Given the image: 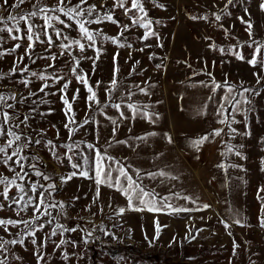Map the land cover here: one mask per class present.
<instances>
[{"label":"rangeland","instance_id":"obj_1","mask_svg":"<svg viewBox=\"0 0 264 264\" xmlns=\"http://www.w3.org/2000/svg\"><path fill=\"white\" fill-rule=\"evenodd\" d=\"M139 2L147 12L145 20L152 21L150 27L155 36L144 39L146 29L133 25L132 20L143 13L136 9L126 11L131 9L132 0H125L124 7L119 6L118 0H88L82 7L96 5L94 16L111 13L128 29L121 34V27L107 20L86 25L101 35L94 46L81 52L77 45L60 47L61 43H69L63 40L64 35L80 39L85 45L88 41L81 38L73 21L52 11L60 6L58 0H25L19 7H12L16 0H8L7 4L0 0V19L6 21L0 23V28L5 29L0 32V52L9 53L20 44L15 52L0 57V95L13 106L0 107V113L7 111L19 120L30 117L27 125L20 123L18 128L14 124L3 125L5 132L21 135L17 143L28 146L20 155L29 157L23 161L21 172L12 161L6 166L4 154L0 153V177L15 180L8 185V199L0 195V219L28 222L27 227L19 223L6 226L7 230L0 226V242L21 238L24 241L5 244L6 251L0 250V260L5 264H38L37 252L44 256L39 264H264L262 203L257 198L264 197V191H260L264 189V11L260 8L264 0H233L231 4L228 0ZM78 3L80 0H71L70 4L65 0L68 7ZM41 8L45 11L40 12ZM34 11L37 15L27 21L7 20L9 15L27 16ZM45 15L52 28L47 27ZM57 16L72 27L58 23L54 19ZM241 18L252 24L251 36ZM28 24L34 25V32L41 37L40 41L34 39L32 59L25 54ZM8 28L20 29L12 35L25 39L13 40ZM54 30L61 31L62 36L57 38ZM48 36L52 37L51 45L47 43ZM104 36L119 38L113 43ZM257 47L259 53L254 51ZM96 49H100L98 59ZM238 55L244 58H237ZM254 57L258 61L255 66L248 62ZM76 59L78 72L87 77L99 104L87 100L90 93L71 71ZM25 67L28 71L22 72ZM115 67L119 69L117 87L109 93ZM32 72L37 76H32ZM41 75L46 79L41 80ZM24 80L29 81L27 86ZM66 82L65 93L61 89ZM44 84L49 87L40 91ZM76 90L79 93L73 100ZM64 96L72 104L68 116L73 117L75 124H69L65 115ZM225 97L240 111L233 113ZM117 103L120 110L113 106ZM130 103L141 110L148 105L150 119L139 113L131 118L134 114L127 107ZM221 104L228 109L224 115L237 121L231 127L240 134L232 133L219 122L224 118L217 114ZM121 112L129 118H121ZM69 128L76 130L70 133ZM221 129L220 136L212 135ZM245 132L249 134L244 135ZM204 136L208 139L203 144L193 143ZM8 139L11 137H0V146ZM36 140L40 143L36 144ZM48 141L56 147L49 146ZM88 144L94 148L89 149ZM68 145H72L71 150ZM240 145L243 147L237 148ZM229 146H233L232 151ZM14 147L15 144L7 149L8 154ZM97 150L106 157L105 169L111 170L113 183L119 175L117 170L123 166L137 184L153 194L158 207L169 204L189 210H130L126 195L106 183H101L97 196L95 172L89 171V178H85L72 168L73 163L81 166L80 171L94 168ZM237 150L242 156L236 154ZM31 164H35V169ZM36 170L51 179L37 177ZM73 172L77 175L63 182L62 178ZM17 173L23 180L17 178ZM120 179L127 187V181ZM32 183L37 184L39 191L43 190L40 185H55L45 192L48 214H34L32 206L21 211L23 202L19 208L16 204L8 207L13 199L19 200L17 185L23 184L28 190ZM3 191L4 185L0 184V193ZM39 191L29 190L25 199L33 197V204L38 203ZM121 208L125 209L122 214ZM32 231L35 236L29 234ZM233 241L238 245L235 249Z\"/></svg>","mask_w":264,"mask_h":264},{"label":"snow or ice","instance_id":"obj_2","mask_svg":"<svg viewBox=\"0 0 264 264\" xmlns=\"http://www.w3.org/2000/svg\"><path fill=\"white\" fill-rule=\"evenodd\" d=\"M3 2L5 4H7L8 0H3ZM24 2H25V0H16V3L13 4L12 7H19ZM58 2H59L60 6L55 8V9H52V11L59 12L62 15H64L65 17H67V19L69 21H73L75 23L79 33L81 34V38L86 39L88 41V44L85 45V44L80 42V39H71L69 36L64 35L62 37L63 40H67V41H69V43L67 45L61 43L60 47H62V48L72 47V45H77L79 47V50L81 52H83L86 47L94 46L96 44V39H97V37H99L101 35V32L100 31H95V32L90 31L89 28L86 27V25H91L93 23L100 24V23H103L105 20H107V21H110L111 23L118 24V26L121 27V30H122L121 34H122L123 31H126L128 29V25H120L117 20L113 19V16L111 15V13H106L104 16H100L98 14L94 16L93 14L96 12V5L90 4V5H88L87 8L82 7V5L88 4V0H80V3H78L76 5H73L71 7H68L65 4V0H58ZM232 2H233V0H228L229 4H231ZM68 3L70 4L71 0H68ZM118 4H119L120 7H124L125 0H118ZM260 8H261L262 11H264V3L260 4ZM132 9H136L138 12L143 13V15L141 17H139L138 19H133L132 20L133 25H137L138 24L140 27H143V28L146 29L145 35H144L143 38L144 39H148L149 36H155L156 33L151 31V27H150L151 24H152V21L151 20H145V17H147V12L145 11L143 5L139 2V0H132L131 9H127L126 11H131ZM39 11L40 12H44L45 9L41 8ZM245 11H247V9ZM36 15H37V12H35V11L27 14V16L19 15L17 17V16L9 15L7 17V20H17V22L19 20L27 21L28 17H34ZM89 17H91V19H89ZM44 18H45L47 27L48 28H52V24L49 22V17L47 15H45ZM54 19L58 23L62 24L65 28H71L72 27L71 24L66 23L64 20H61L59 18V16L54 17ZM216 19L219 20L220 16L217 15ZM5 22H6L5 20L0 19V23H5ZM241 22L247 24V28H248V31H249V36H251L252 35V33H251L252 24L250 22H248V21H244L242 18H241ZM34 27L35 26L32 25V24H28V26H27L26 39H27V41L29 43L27 45V48L25 49V54L29 55V59H32L30 53L32 52V49H33L34 39L36 41H40L41 40L40 35H38V34H36L34 32ZM4 30L5 29L0 28V32H2ZM14 30L16 32L20 31V29H18V28L17 29H13V28H8L7 29L9 35L11 36V38L13 40L25 39V37H23V36L12 35ZM54 31H55V35H56L57 38H60L62 36V32L61 31H58V30H54ZM45 34H47V33H45ZM103 38L106 39V40L107 39H111L113 41V43H115L119 37L112 38V37L104 36ZM41 42H44V41H41ZM47 43L49 45H51L53 43V40H52L51 36H48ZM253 43H257V42L253 41ZM119 46L123 47L124 45L120 44ZM128 46L130 47L131 45H128ZM18 48H20V44H16L15 47L9 51V53L0 52V57L4 56L5 54H11L12 52H15V50L18 49ZM221 51H223V49H221ZM254 51L256 53H259L260 52V47H257ZM96 53H97V55H96L95 59H98L99 55H100V49H96ZM237 58L243 59L244 57L238 55ZM19 59L22 61L23 60V56H21ZM52 59H56V57L53 56ZM95 59H94V67H95ZM262 59H264V57H262ZM114 60H115V57H114ZM33 62H35V61H33ZM248 62L250 64H252L253 66H255L258 61L254 57L253 59L249 60ZM75 63H76V67H73L71 69V71L76 76L77 81L82 83V84H84L86 89H87V91H88V93H90V95L87 97V100L90 103L91 102H95V103L99 104L100 102L96 99V92L93 90V87L89 85L87 77L85 75H82L80 72H78L79 60L76 59ZM11 71H12V73L15 72V66H14V68ZM26 71H28L27 67H25L22 70V72H26ZM118 71H119L118 67H115L114 68L113 79L111 81L112 87L108 89L109 93H111L117 87L116 73ZM31 75L32 76H37V73L36 72H32ZM0 78H2V77H0ZM39 78L41 80L46 79V77L43 76V75L39 76ZM59 79H62V77H57V80H59ZM23 83L25 84V86H27L29 81L28 80H24ZM47 87H49V85L48 84H44L43 87H41L40 91H44V89L47 88ZM215 87L220 88L221 85L216 84ZM67 89H68V83L66 82L62 86L61 91L66 93ZM140 90L142 92L145 91L144 89H140ZM231 91H232L231 88H229V93H231ZM245 91H248V90L245 89ZM78 93H79V90H76V95L73 96V100L76 99V97L78 96ZM145 94H147V93H145ZM30 95H35V93H30ZM11 98L15 99L14 96H12ZM130 98H131V94H129V99ZM62 100H63V103L65 105V115L68 116V113L71 112V110H72V104L69 102V100H68V98L66 96L62 97ZM225 101H226V103L228 105L232 106L231 100H229L227 97H225ZM245 102L247 103L248 101H245ZM113 106L117 110H120V108H121V105L119 103L114 104ZM0 107H2V108H12L13 106L10 105V104H7V100H6V97L4 95H0ZM105 107H107V105H105ZM127 107L129 109H131L133 114H134L133 117H131V118L134 119L135 118V114L139 113L142 117H147V118L150 119L149 113L147 111V109L149 107L148 105H144L143 106V110H141V108L139 106H137L136 104H131V103L128 104ZM227 111H228V109L225 107V104H221L220 105V110L218 111L217 114L220 115V116H223L224 118L221 119L219 122L221 124H226L228 126V128L231 130L232 133L237 134V135L240 134L237 129L231 127L232 123H236L237 121H235L234 119L233 120H229L228 116L224 115ZM232 111H233V113H235V112L240 111V109L235 107V106H232ZM0 115H2V119H0V137H4V136L11 137V139L7 140V143L5 145L0 146V153L4 154L3 163L7 166L8 161H12L14 164L19 166L20 169H21V172H23V169H24L23 161L28 160L29 157L22 156V155H20V153L28 146V144L27 143L18 144L17 142H19L21 140V135H18L15 131H11V130L5 132L3 125H5V124H14V126L18 128L20 123H24L25 125H27V120L30 117L26 115L23 120H19V117L17 115L13 114L12 116H10L7 111H3L2 113H0ZM120 115H121V118H125V119L129 118V117H126L123 112H121ZM229 115H231V113H229ZM109 119H111V118H109ZM246 119H247V115L245 114V120ZM17 120H19L18 123H16ZM68 120H69V124H75L76 123V121L73 119L72 116H68ZM88 122H89L88 119H85L84 123L87 124ZM112 123L116 124V120L113 119ZM81 126H83V125H81ZM65 127H68V124H66ZM75 130L76 129H74V128H69V132L70 133L74 132ZM116 131H117V129L114 128L113 129V135H115ZM222 131H223L222 129L221 130H215L212 133V135L220 136ZM248 134L249 133H247V132L244 133V135H248ZM148 135H155V133H150ZM137 139L146 140L147 137H137ZM207 139H208V136H204V137L200 138L199 140L194 141L193 143L195 145L199 146V145L203 144V142L205 140H207ZM30 142L31 141H29V143ZM35 143L39 144L40 141L36 140ZM47 143L52 148L56 147L55 145L52 144V141H48ZM117 143H126V141H117ZM169 143H171V137H169ZM14 144L16 145V147L13 148V151L11 152V154H8L7 149L8 148H12ZM87 147L89 149H93L94 148V146L92 144H88ZM240 147H243V146L242 145L237 146V148H240ZM68 148H69V150H71L72 149V145H68ZM232 150H233V146H229V151H232ZM236 154L242 156V154L238 150H237ZM53 155L55 156V152H53ZM13 157H18V159L13 160ZM31 159L35 160L37 158L36 157H32ZM68 159H69V161H71L72 157L69 156ZM83 159H84V163L88 164V158L84 157ZM107 159H111V158H107ZM105 161H106V157L99 150H97L96 151V155H95V160H94V168H89V169L80 171L79 170L80 167H81L80 165H78L76 163L72 164V168L77 169L78 172H79V175H81V176H83L85 178H89V171H94L95 172L94 179H95V182H96V185H97V196L99 195V186L101 185V183H106L109 187H116L118 191H121L122 194L126 195V197L128 199V208L130 210H134V211L147 210V211H150V212H161L165 208H171L172 211H175V212H181V211H188L189 210V209H185V208H172V206L169 205V204H162L160 207H158L156 205V203L154 202L155 198H154L153 194L148 192V191H146L139 184H137L132 179V177L128 175L127 171L125 170V168L123 166H121L117 170L119 175L115 178V181L113 183L112 172H111L110 169L106 171V169H105ZM261 163H262V165H264V160H262ZM233 166L237 167L236 165H233ZM30 167L35 169L36 166H35V164H31ZM10 170L14 171V169H10ZM160 174L163 175V173H160ZM24 175H27V173H24ZM35 175L37 177H42V179L46 180V181L51 179L50 176H48L46 174H43L39 170L35 171ZM76 175H77V172H73L69 176L63 177L62 180H63V182H67V180H70L73 176H76ZM137 175H139V173H137ZM16 176H17V178L23 180V176L20 173H17ZM121 177L124 178V180L127 181V187H125L121 183V179H120ZM10 183H15V180H10L7 177H0V184L4 185V191H3V193H0V195H3L4 199H8V185ZM54 188H55L54 184H49L47 187H45L44 185H40V189H43V190L39 191L38 188H37V184L36 183H32L30 185L29 189L26 190L25 187L23 186V184L17 185V189H18V191L21 194L20 197H19V200L13 199L11 204L8 205V207L11 208L12 204H16L17 207L19 208L20 207V203L23 202V207L20 208L21 211L27 209L29 206H32L34 214L35 213H40L41 215L48 214L47 213V208L49 207V205H47L45 203V201H46L45 192H48L49 189H54ZM29 190L32 193H37L39 191V195L36 197V199L38 200V203L33 204V197H28V199H25V197L28 196V191ZM260 191H264V189H260ZM257 198L262 203V214H261V219H260V226L264 227V197H261V196L258 195ZM185 199H187V198H185ZM134 201H135V203H134ZM41 206L44 207V209H45L44 212H41ZM52 206H54V205H52ZM205 207H207V205H205ZM2 208H3V205H0V210H2ZM124 211H125L124 208L119 209V212L121 214ZM17 215H19V212H17ZM35 218L38 219L39 217H35ZM235 222L237 224H240V226H242V227L244 226L239 220H237ZM19 223H24L25 227L28 226V222L27 221H16V220H12V219H6V220L5 219H0V226H4L5 230H7L6 226H8V225L16 226ZM224 226H225V228L229 227V225L227 223H225ZM41 227H43V226L41 225ZM68 230L69 229H65V231H68ZM71 230L75 231V229H71ZM157 233H159V224L158 223H157ZM29 234L32 235V236H35V231H32ZM52 235L55 236L56 232L53 231ZM0 241H2V238H0ZM8 243H10L12 245H15L17 243L23 244L24 241H23V238H21L19 241L13 239L11 241L0 242V250H5L6 251L4 246H5V244H8ZM32 243L33 244L36 243L35 239H33ZM63 243H64V241H61V244H63ZM233 244H234V249L236 247H238V245L235 243V241H233ZM43 246L44 245H41V247H43ZM234 254H235V252H234ZM36 255H37V262L39 264V261L43 260L44 256H43L42 253H39V252H37ZM17 258L19 259V257H17ZM65 258H67V257H65ZM0 264H5V261L4 260H0Z\"/></svg>","mask_w":264,"mask_h":264},{"label":"trees","instance_id":"obj_3","mask_svg":"<svg viewBox=\"0 0 264 264\" xmlns=\"http://www.w3.org/2000/svg\"><path fill=\"white\" fill-rule=\"evenodd\" d=\"M129 252V251H128Z\"/></svg>","mask_w":264,"mask_h":264}]
</instances>
